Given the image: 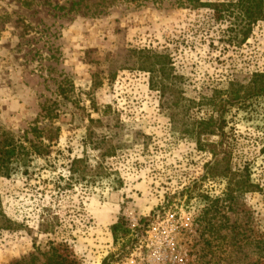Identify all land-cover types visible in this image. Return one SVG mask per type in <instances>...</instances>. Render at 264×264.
Segmentation results:
<instances>
[{
    "label": "rangeland",
    "instance_id": "obj_1",
    "mask_svg": "<svg viewBox=\"0 0 264 264\" xmlns=\"http://www.w3.org/2000/svg\"><path fill=\"white\" fill-rule=\"evenodd\" d=\"M236 3L0 0V141L15 146L0 264H41L50 247L102 264L110 225L152 211L146 251L117 264H264V21L242 40ZM156 54L171 58L173 106L150 86ZM200 121L237 176L205 177Z\"/></svg>",
    "mask_w": 264,
    "mask_h": 264
},
{
    "label": "trees",
    "instance_id": "obj_2",
    "mask_svg": "<svg viewBox=\"0 0 264 264\" xmlns=\"http://www.w3.org/2000/svg\"><path fill=\"white\" fill-rule=\"evenodd\" d=\"M239 8L240 20L238 28L241 32L242 40H245L250 31L252 24L256 23L259 20L264 21V0H237L236 3ZM155 60L148 61V65H146L148 72L152 74V80H150V86L155 90H158L160 96L163 100L173 106L174 97L176 96V84L174 83V78L176 77L172 73V62L171 58L165 54H156L154 55ZM264 77L263 75H260ZM260 90L264 92V85L260 87ZM260 93V92H259ZM258 93V94H259ZM261 94V93H260ZM247 97V96H245ZM229 105L230 101L226 100L221 106ZM213 117H210L207 121H214ZM203 122H199V126L196 129L195 138L196 142H198L201 146L202 142H205L206 149L211 158L204 165V174L205 177H234L237 176V173L231 171L230 169V158L228 154L220 149H217L216 143L208 142L211 135L217 134L215 132V127L211 124L209 127H203L201 125ZM0 176H9L10 174V159L14 156L15 146L10 143L7 138H4L0 141ZM202 148V146H201ZM113 154L112 151L107 153V155ZM81 163H83V159L74 158L71 161L69 170L72 175L79 174L81 179L84 178V168H79ZM193 185L195 182L185 187L182 191L177 194L181 198L186 195V202L195 196L193 192L198 191ZM201 196L203 199L207 198L204 195L196 194ZM171 202V201H170ZM173 203H166L165 208L169 209ZM159 207V211L163 214V209ZM160 214V215H161ZM3 218V222L10 223L9 219H7L4 215H1ZM157 215H155V211H152L149 216L140 217L136 225H131L130 221L121 216L117 218V220L112 223L109 227L110 234L112 237V245L115 248L114 251L108 253L102 260V264H117L122 262L123 259L129 257L131 254L138 250L146 251V237L147 231L150 229L151 223L153 219H155ZM8 223V224H9ZM6 228L10 229L11 227L5 225ZM264 249V247H261ZM44 261L41 264H72V261L69 260L67 256L59 253L58 249L55 247H50L49 251L43 253ZM27 260L23 259L22 261L16 262L15 264H23ZM34 261V260H33ZM260 263L258 260L256 264ZM27 264V263H26ZM36 264V263H30ZM261 264V263H260Z\"/></svg>",
    "mask_w": 264,
    "mask_h": 264
}]
</instances>
